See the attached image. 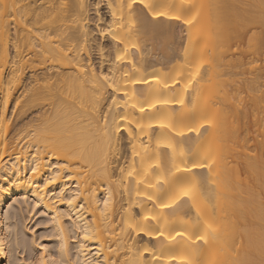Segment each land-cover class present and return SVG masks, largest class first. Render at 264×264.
Segmentation results:
<instances>
[{"label": "bare ground", "instance_id": "6f19581e", "mask_svg": "<svg viewBox=\"0 0 264 264\" xmlns=\"http://www.w3.org/2000/svg\"><path fill=\"white\" fill-rule=\"evenodd\" d=\"M146 2L151 9L139 2L129 8V0H0V68L9 55L16 57L17 46L21 56L31 57L9 107L29 83L35 85L24 110L12 118L9 150L15 149L16 133L39 113L50 146L82 154L64 197L79 192L83 208L78 197L58 209L59 228L50 219L58 249L54 253L48 244V255L63 264H264V67L252 66L264 56V0ZM226 14L235 25L226 26ZM113 21L124 27L101 32ZM37 33L53 37L51 43L68 54L63 66L55 62V47L45 48L47 59L29 50ZM233 43L238 56L214 53ZM118 54L125 60L115 64ZM73 62L105 74L114 70L117 81L128 85L122 91L135 93L136 107L108 113L110 97L123 96L94 91L90 73L78 75L68 66ZM93 94L102 97L95 113L88 109ZM60 103L65 111L57 118ZM102 114L108 115L107 128ZM118 115L127 117L120 122L123 130L112 123ZM31 147H24L23 160L10 155L7 163L14 167L0 171L8 189H19ZM8 189L0 192L12 195ZM103 200L109 202L105 216L98 210ZM4 203L0 195V208ZM16 204L0 215V264H12L23 243L12 221ZM81 229L95 239L84 241ZM233 246L236 255L224 258Z\"/></svg>", "mask_w": 264, "mask_h": 264}, {"label": "snow or ice", "instance_id": "6c2138e0", "mask_svg": "<svg viewBox=\"0 0 264 264\" xmlns=\"http://www.w3.org/2000/svg\"><path fill=\"white\" fill-rule=\"evenodd\" d=\"M137 2L144 4L147 8L151 9V5L147 4L146 0H129L127 7L131 8ZM100 7V5H97ZM124 7L123 2L121 3V8ZM115 15V13H113ZM154 15H162V13H154ZM124 27L123 23L113 21V23L107 26L106 29H102L101 32L104 34H114L116 29H122ZM130 31V29H129ZM38 40L37 42H32L29 45V50L36 51L41 53L45 59L50 58L49 53L45 51V48L52 49L56 48L60 54V58L55 60L56 63H60L63 66V61L69 59L68 54L64 52L63 49H60L57 45H53L51 42L54 39L49 36L47 33H37ZM119 39V37H116ZM134 46V45H133ZM86 44L82 45L76 52L75 55L79 56L84 49ZM16 57L13 58L11 55L8 56L3 68L9 69L5 72L3 68H0V74L4 76V79L0 81V171L9 167L11 164L7 163L9 156H12V160L25 159L24 156V147H27L28 144H31L32 147L28 152V159L23 168L24 174L19 176V189L17 190V185L13 184L11 189H8L7 181L0 180V187L8 189L12 192V195H8L7 192H0V195L5 197V203L3 208H0V215H5L8 210V206L13 204L15 201L19 205L29 204L28 208L29 214L35 219H51L52 223L60 227V219L57 217L60 216L58 209L67 208L73 204L77 203V198L79 197L80 203L79 207L83 208V197H80L79 192L75 194L70 193V197L65 199L64 193L68 191L65 187L67 181L71 179L73 182L76 181V177L72 175L75 166L79 165L82 160V154L76 149H68L67 151H59L56 147L50 146L47 141V122L42 120L37 114V118L30 124H27L24 129H21L16 133L14 143L15 149L9 150L8 136L10 135L9 129L13 124V119L19 115V111L24 110V105L28 103L34 94L35 85L29 83V86L25 89L20 99L15 101V107L10 108L9 104L12 99L13 90L19 85L21 78L25 72L26 65L31 60V57L21 56L20 48H16ZM125 60V55L118 54L115 57V64H119L121 61ZM73 68L77 74L90 73L91 80L95 82L96 88L94 91L99 92L102 89H111L116 95H122L123 100H118L114 96L110 97L111 103L108 104L107 112H119L121 107L127 108L129 104L132 107H136L132 101L135 100V93L122 91V89L127 88V84H121L115 78L114 70H109L107 74L101 70L97 72L96 68H93L88 65L81 66L79 63H71L68 65ZM124 77H128V73H123ZM158 81V77L155 78ZM76 81V80H73ZM131 84L143 83L140 80H131ZM47 88V85L45 86ZM102 97L95 94L92 95L91 102L89 104V110L92 113L97 111V106L100 103ZM83 108V105H80ZM155 107V105H151ZM144 108H140V111H144ZM64 105L63 103L58 104L55 107V112L57 118L64 114ZM11 117V118H10ZM50 119V117H49ZM101 121L104 124V127L107 128L108 125V115L102 114ZM120 122H127V117L125 115L113 116L112 123L115 126V130H123L120 128ZM140 127L141 125H137ZM24 145V147H21ZM13 152L16 155H13ZM51 156V160H49ZM14 167V165H11ZM5 175L7 173L4 172ZM15 172L12 177H9L11 180L15 177ZM187 195V192L182 193ZM103 192L101 196H103ZM31 197V200L27 199ZM33 201L35 203H33ZM104 205L99 207V213L101 216H105L109 210V202L107 200L101 201ZM52 205V207H49ZM15 206V205H14ZM167 205H162L166 207ZM51 212L52 215L49 216L48 213ZM64 219H68L67 216ZM147 219V217H146ZM33 221V222H34ZM50 227L49 224L35 223L32 228L29 229V232L36 236L39 232H43L45 229ZM11 231V229H9ZM83 232V240H93L95 239L94 235L90 234L87 229H81ZM53 239L52 236L48 235H39L38 239L32 241L33 245L37 249V254L33 259H28L25 261V264H63L62 260H58L54 256L48 255L47 244ZM61 241L60 252L63 254L66 252L67 240L63 235V230L61 229V235L59 237ZM85 244L81 245V248L84 249Z\"/></svg>", "mask_w": 264, "mask_h": 264}, {"label": "rangeland", "instance_id": "374dc122", "mask_svg": "<svg viewBox=\"0 0 264 264\" xmlns=\"http://www.w3.org/2000/svg\"><path fill=\"white\" fill-rule=\"evenodd\" d=\"M219 1H221V3H223L222 2L223 0H217V2H219ZM225 1H227V5H228L232 0H225ZM228 1H230V2L228 3ZM233 1H235V3L233 2L234 4H236V2H238V0L237 1L233 0ZM239 1H242V0H239ZM233 3L231 2V4H233ZM208 4H210V2ZM212 4L215 5L216 2L215 3L212 2ZM212 4H210V5H212ZM217 5H218V3L216 4V6ZM227 8H228V6H227ZM230 9H231V7L228 8V11H227L228 14L231 13ZM211 11H213V10L211 9ZM212 14H213V12H212ZM231 17H233V16H231ZM231 17L229 15L227 16V14H226V18L225 19L223 18V22L228 27L231 25V22L232 23L235 22V18L232 19ZM214 22H217V18L215 16L212 18L211 23L213 24ZM233 25H235V24H233ZM233 25H231V26H233ZM245 45L247 46V44L244 43V45L242 46L241 50H245L247 48ZM244 46L246 48H244ZM234 47L236 48V45H234V43L231 44L229 48L228 47H222L221 48V46H220V47L215 48L214 53L215 54H220L221 52H223L225 50L226 53L228 54V58H230L233 54H235V55L237 54V56H238V54H240V53H238V52H240V49L239 50L236 49V51H235ZM233 51L236 52V53H234ZM254 65L257 68H260V67L263 68L264 67V56H259L258 60L256 62H254L252 66H254ZM250 66H248V67L250 68ZM248 67H246V68L248 69ZM242 94L244 96L247 95L245 92L242 93ZM226 105H228V103ZM230 120H231V118H230ZM251 142L252 141L249 142V145L251 146V149H252L251 153H254L255 150H253V146H252ZM27 205H29V204H27ZM26 207H27L26 204H24V205H17L16 204L15 207H13L11 209L12 215L14 214L13 212H15V214L17 213V215L12 216V221H13L14 224L16 223V227H17L18 232H19L20 240L22 239L21 241L23 242V243L21 242L22 246H20V248L15 250V253H13L14 255L11 258V260L13 262L12 264H25V261L28 260L29 257L36 256L37 249L33 245L32 241L34 239H38L39 235L52 236L53 239L48 243L49 245L48 244L47 245L51 249H53L54 253H56V251L58 249V243H57L58 242V238L56 237L55 230H54V228H53V226H52V224L50 222V219H35V221H34V218L29 214V211H28V209ZM20 208H21V211H20ZM13 209H15V210H13ZM33 221L35 223L49 224L50 227L45 229L43 232H39L38 231V234L36 236H33L29 232V229L34 226V222ZM70 241H72V240H70ZM235 252L236 251H235L234 246H233L230 250H228L226 253H224V258L225 257L226 258L234 257L236 255Z\"/></svg>", "mask_w": 264, "mask_h": 264}]
</instances>
